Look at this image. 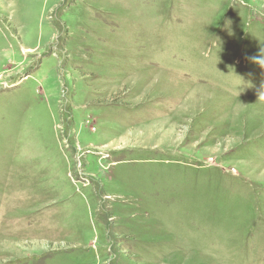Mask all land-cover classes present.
Segmentation results:
<instances>
[{
	"label": "rangeland",
	"instance_id": "374dc122",
	"mask_svg": "<svg viewBox=\"0 0 264 264\" xmlns=\"http://www.w3.org/2000/svg\"><path fill=\"white\" fill-rule=\"evenodd\" d=\"M264 0H0V264H264Z\"/></svg>",
	"mask_w": 264,
	"mask_h": 264
},
{
	"label": "clouds",
	"instance_id": "9594fccd",
	"mask_svg": "<svg viewBox=\"0 0 264 264\" xmlns=\"http://www.w3.org/2000/svg\"><path fill=\"white\" fill-rule=\"evenodd\" d=\"M254 62L264 67V49H262L261 55L259 57H254ZM264 96V95H261Z\"/></svg>",
	"mask_w": 264,
	"mask_h": 264
}]
</instances>
